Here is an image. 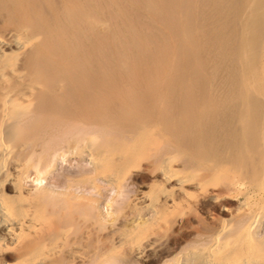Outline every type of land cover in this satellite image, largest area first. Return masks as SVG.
Instances as JSON below:
<instances>
[{
    "label": "bare ground",
    "instance_id": "bare-ground-1",
    "mask_svg": "<svg viewBox=\"0 0 264 264\" xmlns=\"http://www.w3.org/2000/svg\"><path fill=\"white\" fill-rule=\"evenodd\" d=\"M31 1H33L35 3L37 2V0H35V1L34 0H26V1L25 0L24 1L23 0H0V18H1L0 23L2 25L4 24L3 26H6L4 30L1 29L2 27H0V264H53L51 262L52 261L51 259L57 253H59V252H57V248L65 245V239H66L67 234H68V229H69L68 225H70V224L67 223L69 221L67 219L65 220V218L66 217L68 219L71 218V214L77 209V207L79 205H81V203H79L81 200L82 201L83 200L88 201V199H89L90 203L87 202V204H83L82 207H84L83 209H85L86 213L89 212L90 214L95 215L96 220L98 219V220L104 221V223H106L105 220L109 217L107 215H110V214H108L110 212H107V215L104 214V207L102 206V203L100 202V200L90 198L92 195V193L90 194V192H93L92 190L88 189V192H86L87 189L84 188L86 191L83 189L84 192H82L83 191L82 190V191H80V193H78L73 189L74 184H71V183L67 184L66 188H65V186L61 187V188L56 187V188H59L61 190H54L55 187L54 188L51 187V188H53L51 190L49 188V186L47 187V186L42 185L43 183H46L47 175L50 173L52 174L53 169L56 165V162L59 159V156H58L59 153L56 154V151L53 150L54 148L52 149L53 151L51 152L52 158L49 155L50 153L47 152L48 153V155H47L48 159L51 158L50 159L51 161L47 164L42 163V161H44L43 156H42L43 159L40 157V155L37 156V160L35 161V166H34L36 168V180L35 181H37L36 184L38 186L40 185V187L37 186L38 188L35 192H30L29 189H28L29 191H27L25 188L26 186L24 184V182H25L24 178H22V174L24 173L25 170H27V166L30 163V161H32V157H33L32 153L34 152L33 151L34 149H32V152H27V154L24 155L23 159H19V158H17L18 153L16 154V152L10 148V145H11L10 137H8V134L6 133L7 128L10 125L15 126V124H16L17 126H19L20 132L21 131L29 132L28 130L31 129L30 122H32L34 119H37L38 121H40V120L42 121L43 118L46 117L44 119L45 120L44 122L51 125V128H53V129H55L54 127H56V124H58V123L61 124L62 120L59 122V121H57V118H56L57 116L55 118H52V116H51L53 113H55V111L57 113L59 112L60 114H62L64 112V111H61L62 112L61 113L60 111H57L58 110L57 108H59V107L56 106L55 107L56 109H55L54 108L55 105H52L53 99L55 100L54 95L57 98L59 96V99L62 96L67 97L69 99H71V98L73 99L72 95L74 94L73 91L76 88V86L74 85L73 80L68 78L69 73L70 74L72 73V77H73V75L75 76V73L78 74V72L74 68L76 62L78 64V66H82V64H84V66H85V64H89L90 60H91L90 62L93 64L96 60L93 58V56H94V54H93V56L91 55L92 59L85 57L84 59H86V60H82L83 61L82 62L81 61L82 58L80 57V56H82V52H83V50L81 51L82 46H81V49L79 48V52H77L78 50H77L76 44H75L76 40L77 41H84V40L88 39V37L86 35H89L90 33L87 34L86 30L92 28V26H94V24H96V23L98 24V27L101 30V32L102 31L107 32L109 29H112V28H109L110 24L112 26V23L109 24L108 17L105 16L107 19L105 17H103L107 20L106 22H103L102 19H99L100 20V22H99L98 14H95L94 12H93L94 14H92L90 17L89 16L90 14L88 12L90 11L91 8H89V11L87 9H85L88 6L82 5V3H83L82 1H81L82 2L81 7H77L75 5V2L73 4L72 0H70L69 3H67L64 6L63 11H61V14L56 13V14H54V16L51 17V19H48V18H50V16H48L47 18H44V16H43L44 11H48L46 9L49 6V5L48 6L46 5L47 8L45 9L44 4H47L49 2L51 7H52L51 3H54L55 8H56L59 6V0H54V2L53 1L52 2L47 1V3L46 2L43 3L44 0H43V2L41 0H39L40 2H37V3L42 2L44 6L41 4L40 5L35 4ZM102 1H105L104 3H105V5H107L106 0H102ZM128 1H130V0H127V1L125 0L123 2L128 3ZM134 1L139 2V0H134ZM143 1H144L143 4L145 5V8L147 7L149 9L158 10L159 8H156V7L158 5H160L162 3V1H163L165 6H167V7L172 6V9L170 8L171 10L167 11L169 13L165 16V13H166L165 12L164 17H163V19L168 18L169 21L164 22V20H162L163 22H161V23H172L174 20H176L178 18L181 20V23L177 22L178 23L177 27L180 24V26H179L180 29L178 30V32L175 36H172L171 34H170L171 36L170 35L162 36L160 33L162 38L159 37V35H156V37H154L155 35H153V34L156 33V29H158V28L155 27V29H154L155 33H153V32L151 33V31L149 29L154 28L153 27L154 25L150 26L149 22H150V20H152V19H150L148 21L149 24L147 23V25H148L147 27H150V28H148V30L150 31V33L152 35H150V34L148 35V34H146V31H144V30H146V28H145L146 22L144 24H142L143 26L145 25V27H142V28L140 27L141 29L139 28V30H141L142 33L144 32L146 34V36L147 35L150 36V37L147 36L148 38L146 37L147 39L144 41V38H143L144 33L143 34L141 33V35L143 36V37H141L138 35L137 31L134 30V28L138 27L139 25H136L134 27L133 24H134V21L136 22V20H134V18L132 17L133 15H131V17L134 20V21L132 20L133 24L128 23L127 20H124V18H122V21H124V22H121V19H120L121 17H119V18L115 17V15L117 13H115L114 10H111V8L108 7L109 12L106 11V9H105V11L110 13V16H111L110 21L113 22V24H114V26H112L115 29L114 31L115 32L118 31V32H116L115 35L120 34L119 36L122 38V39L119 38L120 40H118V37H114V38H117L116 40L119 41L120 46H118V47L116 46V45H118V43H117V41H115V39L113 41H115L116 45H113L112 43L111 44L113 46H116L117 49H119V47L122 48V50H123L122 51V54H123L122 65H123V67H124V65L126 66L127 62H129L127 59L132 58L135 54L137 55V53H138L136 51L137 49H138V51L143 50L144 53H146V52L148 53V51H150L152 49L151 47H153V50H151V52L154 53V58H153L154 65H153V67L154 68H156V66H163L164 67V65H160V64H163L162 62H165V63L167 62L166 64H167L168 68L164 67V69L174 70V71H172V72H174L173 73V76H174L176 73L175 71H179V69H180V72L182 71L181 70L182 68H180L181 65L179 62V61H181V60H179V58L182 55L183 56L184 55L189 56V58H191V62H192L191 64H194V65L198 64V59H199L198 55L200 53L199 50L201 49L200 47L202 46L203 43L199 42V40L201 38H199V40L195 41V40H193V37H194V35H196V36L200 35L202 37V41L205 44L207 43L208 45L212 46L215 49V51H216L215 55H214L215 58H217L218 60L223 58V61L224 62L228 61L229 65H230L229 67L226 66V68H228V69H226V68L224 69L226 71V74L224 77V85L223 86H225L226 91H225L224 95H222L223 97L218 99V100H215L214 98H209L208 100H204V101H194V99L191 100V97H189V95H190L189 89H192L193 86L190 85V87L188 89L183 84H181L180 88L182 91H184V93L182 94V96H179V99L176 100L175 102H172V100L174 98H173V94L171 93L172 91L170 92V90H169L170 94L168 93L169 95L165 94L167 91L164 92V90H163V92H161V91L157 92L156 95H154V97L152 98L153 105L149 106L150 108L149 107L146 108L145 106H143V107L141 106L142 102H144V101H140V100L132 101L131 106H130L128 111L133 116V118H132L133 119L132 130H133L134 134L126 136L128 140L124 145H119L115 141L110 142L106 139V140H104V142L102 141L103 143L102 142L97 143L98 145L101 144V145H99L100 146L99 148H97V146H94L93 142L97 141L98 140L97 138L102 139L104 137V129L101 127L103 124H101V126H100L101 129H93V131H91L88 136L83 137L84 142H83V146H82V151L84 153V156L90 161V163H92L93 168H94V169L92 168L93 173L96 175V177L99 178L101 181L107 182V184L118 183V181L120 180L121 168L124 167L123 169H125L126 168L125 165L127 163H128L127 165H129L132 162V160H134L135 157L138 158L137 155L140 152L138 153L137 150L139 148H137V147H139L142 143H144V145H145L146 140H148L149 138H152V144H154V143H156L157 139L160 136H164V135L166 136V132L168 130H170L171 128H169L168 126L165 127L164 126L165 124L163 125L161 120L162 121H164V120L169 121V119L172 120L175 117L187 118L189 123L186 126L183 125V127H180L178 125L179 131H181V133L183 131V132H185V134L187 132L192 133L193 134L192 137H194L196 140L192 148H194L198 154L202 151L200 153V158L198 160V164L196 165L197 166L196 171L197 172L198 171L199 172L204 171V174L201 177L199 176L198 178L196 177V175H194L196 173V171H195V173H191V172H189V170L186 166L183 167L182 169L180 168L181 170L176 169L175 164H173V162H172L173 159L171 157L163 159L161 166L159 167V175H160L161 179L160 180L157 179L158 180L157 193L151 194L150 191H145V192H143L142 196L140 197V199H138V202H137L138 204H139V201L140 202L141 201L146 202L145 207L146 208H148L147 206L151 207L152 211L154 212L153 216L148 217V218H145V216H143L144 217V219H143V217L139 214L137 217L139 219H140V217H142V220H140V221H136V219L132 220L131 226L128 228V231L123 230V229H125L124 226L126 227L125 223H124L125 225L123 224L124 226H122L123 228L122 227H120L118 229L116 228L115 236L113 238L111 237L112 238V244H110V243L108 244L109 250L107 249L106 251H103V252H101V254L98 255L97 260L98 259L99 260L97 263L98 264L107 263V260H109L108 258L110 257L112 252L118 251L117 249H120V251L123 250L122 246L123 245L125 246V244H129V247H130V245L132 247L136 246V238H137L136 233L137 232L141 231L139 233H142V231H144V233H146V231H149L147 229L150 228V230H151V228L153 227L154 224H158L161 222L166 223L168 220V216H169L168 212H170L172 209L182 205V203L184 202L183 200L189 199L191 197V194H192V191H191L192 189H195V190H198L200 192L209 194V195H211L212 198L218 199L220 195H218V194L214 193V191L212 192L210 190L215 189V186L219 183V179L222 178V179H224V181L228 180L232 177L231 172H235L236 178L239 181H242V180L245 181V178L247 179L246 181H247L248 185H247V189L244 192V196L242 195L244 197V199H243V204H241V207H245L247 210V215H250V216L247 219L242 220L238 225H236L233 228L227 227L224 224L223 227L221 228V230L217 234H214L213 236H211L210 245L203 246L200 248L199 247L196 248V250L193 252V255L191 254L192 256L189 257L190 258L189 264H264V239H263V237H260V235H259L260 233L258 234V228H260L259 226L262 224L261 222L264 221V0H143ZM157 1H160V4L159 3L156 4ZM84 2H85V0H84ZM96 2L98 3V1H96ZM108 2H111L113 4V7L111 6L112 8H114L116 6V5L114 6V4H118V6L122 5L121 3H118V2H122L121 0L120 1L119 0H108ZM140 2H142V0ZM145 2L147 4V6H146ZM89 3L92 4L93 2H89ZM99 3H101V2H99ZM111 3L109 5H111ZM130 3H131V1H130ZM33 4H35V6H33ZM133 4H135V3H133ZM140 4H142V3H140ZM109 5H107V6H109ZM144 5H142V6L144 7ZM96 6H98V5H96ZM96 6H95V9L97 8ZM99 6L101 7V5H99ZM118 6L115 7V9H118ZM136 6L138 7V4ZM100 7H99V9H100ZM125 7H126V5H125ZM133 7H134V5H133ZM127 9H128V6H127ZM127 9L124 10L126 12H124L120 9H119L120 12L119 11L118 12L122 15V17L123 16L127 17L125 15L127 13ZM97 10H98V8L96 9L95 12H97ZM132 10H134V9H132ZM156 10H154V11H156ZM161 10H163V8H161ZM193 10L196 12V17L190 18V15H191ZM52 11H54V9ZM105 11H103V12H105ZM140 11H142V10L140 9ZM158 11H156L157 12L156 14H158V16H159V14L163 13L162 11H161V13H158ZM49 12H48V14H49ZM91 12H92V10H91ZM98 12H99V10H98ZM52 13H54V12H51L50 15ZM58 13H60V11ZM139 13L140 12H138V15H142ZM136 14H134V16ZM96 15H97V17H96ZM104 15H106V13H104ZM144 15H145V12H144ZM149 15L153 16L154 14L152 15L150 13ZM107 16H109V15H107ZM128 16H129V13H128ZM143 16H141V17H143ZM141 17L137 16L136 19H138V18L141 19ZM146 17L147 16H144V18H146ZM99 18H100V16H99ZM116 18H117V20L119 19L118 21H120V23L125 24V25H119V23L118 24L115 23L117 20L116 21H113V20H115ZM157 18L155 17V20ZM47 19L49 20V22L47 21ZM105 19H103V20H105ZM125 19H128V18H125ZM146 19L148 20V18H146ZM155 20L153 19V21H155ZM140 22L143 23L142 20ZM156 22H157V20H156ZM158 25L161 26L160 23ZM165 25H167V24H165ZM95 26H94V28H95ZM120 26H122V28ZM123 26L127 28V30L125 28V31H129L130 37L132 36L131 40L128 39L130 41H127V39L125 40V42L128 44L127 46H126V43H123L124 40H123L122 35L127 33V32L123 33L124 32ZM140 26H141V24H140ZM163 27H164V24H163ZM83 28L86 29L85 30L86 32L83 30ZM142 29H144V30L142 31ZM161 29H164L165 32H168L166 30H168L169 28L165 29V27H164ZM176 30H177V28H176ZM111 32H112V30H110L109 34ZM138 32L140 33V31H138ZM85 33H86V35H85ZM97 33L98 32H95L96 35H97ZM101 34H99V36ZM107 34L108 33H106V35ZM127 34L125 35L126 37H128ZM172 34H173V32H172ZM92 35H94V33ZM94 36L91 37V35H90L91 38L90 37L89 38L92 40V38H94ZM99 36H98V38H99ZM101 36H103V35H101ZM112 36H114V35H112ZM151 36H153V37H151ZM157 36H158V38H157ZM64 37H66L65 40H67V38L70 39L71 37H73V39L75 40V42L73 41L74 45L71 43L72 47H68L70 42L67 44L68 41L67 42L65 41L64 44L66 43V45L64 46V44H62L63 43L62 39ZM173 37L175 38L176 43L179 44L178 45V51H177V53H175V50H174V54H171L172 56L168 58V56L165 55L167 53L166 52L167 50L164 51L165 50L164 49L163 52H166L164 54V56L165 57L167 56V58H164L161 54L158 53L157 50L159 49V47L156 48V46L161 47V45H163L162 47H164V44H166V43L168 44V42H170V39L171 38L173 39ZM140 38H143V41H142V39L140 40ZM156 39H159V40H156ZM172 39H171V41H172ZM93 40H95V39H93ZM96 40L94 41L95 43H97ZM155 40H156V42H154ZM70 41H72V40H70ZM102 42H103V40H102ZM102 42L99 41L98 43H100V45H101ZM107 42H109L108 39H107ZM152 42L156 43V45L150 46L152 44ZM86 43L87 42H85V44ZM90 43H92V41ZM124 44H125V48H124ZM207 44H206V46H207ZM93 45H94V43H93ZM103 45H105L104 42H103ZM103 45L101 47L105 51V48L103 47ZM172 45H171V48H173ZM175 45L177 46V44H175ZM88 46H89V44H88ZM94 46H96V45H94ZM121 48H120V52H121ZM96 50L98 51V49H96ZM59 51L61 52L60 55H59ZM156 51H157V53H155ZM101 52L102 51L97 52V53H101ZM207 52H210V51H207ZM105 53L107 54L106 56H108V58H110L109 57L110 53H108V51L107 52L105 51ZM88 54L90 55L92 53L88 51ZM56 55L59 56V61H61V63H63V66H66V69L63 66H59L60 64H57L58 63L57 60L55 61V63L52 61H51L52 62L51 63L49 61V60H52L54 57H57ZM148 55L150 56V54H148ZM85 56H87V55H85ZM98 56H99V54H98ZM98 56H97V58H98ZM100 57H102L101 54H100ZM103 58H104V60H106L105 56ZM114 58H116V57H114ZM134 58H136V57H134ZM163 58L167 59L169 61H167V60L165 61V60H163ZM19 59L21 62L20 64L18 62ZM104 60L102 59V61L105 63ZM107 60H109V59H107ZM110 60L112 61L113 58ZM126 60H127V62H125ZM143 61L144 60L142 58L140 62H143ZM223 61L221 63H223ZM84 62H87V63H84ZM109 62L110 61H108V63ZM53 63L57 64V66H54ZM97 63L95 65H98ZM104 63L101 62L99 65L104 64ZM113 63H114V61H113ZM135 63L137 64V61ZM135 63L133 62L132 64H135ZM146 63H148L147 60H146ZM149 63H152V62H149ZM106 64H107V61H106ZM136 64H135V66L137 67ZM117 65H118V63H117ZM143 65H145V64H143ZM103 66L105 68V65H103ZM108 66H111V65H108ZM130 66H131V64H130ZM135 66L133 65V67L136 69ZM60 67H63V69L65 71ZM146 67H147V69L142 68L143 71H146V70L150 71V69L152 68V65H151V68H149L150 66H146ZM84 68H86V67H83V69ZM97 68H98V66L95 68L96 72L98 70ZM126 68H127V66H126ZM103 69H102V71L101 70L100 71L101 72L104 71L106 74H108V73L111 74V72H112V70L110 68H105L104 70ZM92 70H94V69H92ZM169 70H167V71H169ZM90 71H89V73L91 74V72H93V71H91V72ZM133 71H134V69H133ZM147 71H146V73H147ZM157 71H158V69H157ZM165 71L162 72L163 76L165 75L164 74ZM96 72L94 71V73H96ZM180 72H178L177 74H179ZM87 73H88V71H87ZM105 73H104V75H105ZM128 73H129V70H128ZM63 74L64 75L68 74V76H63L65 78L67 77V79L62 78ZM79 74L83 78L82 72ZM135 74H136V72L134 73V75ZM138 74L140 75V73H137L136 75L138 76ZM150 74L151 73H149L147 75H150ZM183 74H185V73H183ZM198 74H199V69L192 72L191 76L194 77ZM102 75H103V73H102ZM158 75L159 74L157 73V77H158ZM167 75L169 77L171 74L170 75L167 74ZM118 76H120V75H118ZM151 76H153V74L150 75V77ZM173 76H172V78L175 77V76L174 77ZM155 77L153 76V78H155ZM162 77H158V80L162 79ZM98 78L99 77H97V79ZM123 78H124V76H123ZM130 78L131 77H129V80L131 81ZM140 78H143V77H140ZM213 78H215V77L213 76ZM84 79L85 80L87 79L86 81H88V78H84ZM163 79H165V78L163 77ZM163 79L161 81L164 84ZM182 79H183V77H182ZM197 79H198V77H197ZM121 80H123V79L121 78ZM129 80H128V82H129ZM151 80L146 81L148 83V87H150L149 86L150 84L152 85V87L155 85L157 86V84H153L154 81H157V80L156 79H154L152 81ZM170 80H171V78H170ZM76 81L78 82V80H76ZM114 81H115V79H114ZM114 81L112 84H114ZM124 81H125V78H124ZM175 81L176 80L174 79L173 82H175ZM126 82H127V80H126ZM187 82H188V80H187ZM189 82H191V81H189ZM168 83L170 84L171 82H167V84ZM200 83H202V82L200 81ZM131 84L132 83H125L124 82L123 87H129V85H131ZM143 84H145V83H143ZM146 85L144 86V88L146 87ZM179 85H180V83H179ZM159 86H160V83H159ZM168 86H170V85H168ZM99 87L100 86H98L97 88H99ZM148 87H147V89H148ZM88 88H89V86H88ZM175 88H177V87H175ZM90 89L91 88H89V90ZM113 89H115V88H113ZM170 89L174 90V86L172 88L170 86ZM208 89H211L208 87V85L204 86L205 91H207ZM84 90H86V89H84ZM91 90H94V89H91ZM142 90H143V88H142ZM156 90L157 89H155V90L151 89V91H153V92L154 91L156 92ZM195 90L197 91L196 88H195ZM102 91L103 90H101V92ZM149 91H146V93L147 92L149 93ZM155 92L153 94H155ZM127 93L128 94L131 93L130 95H132L133 91H130V93L129 92H127ZM89 94L91 95V93H89ZM137 94H138V91H137ZM92 95H93V97H91L92 101L90 103L94 102L95 106L97 107V105L100 103L95 99L96 93L95 94L92 93ZM75 96H76V94H74V97ZM85 96H87V95H85ZM94 96H95V98H94ZM115 97L116 96H114V98ZM132 98H134V97L132 96ZM78 99L80 100L81 98H78ZM91 99L89 98V101ZM100 99L103 102H105V101L110 102L111 91L110 92L109 91L102 92V94L100 95ZM101 100H99V101L101 102ZM82 101L80 103L83 104L84 101L83 102ZM95 101H97L98 104H96ZM73 102H74V100H73ZM109 102H107V104L105 103V111H107L106 108L112 106L115 101L112 103V99H111V102H110L111 104ZM109 104H110V106L106 107ZM210 104H212L213 106H216V108H217L215 117L213 116V112L210 110L211 109ZM87 105H89V104L87 103ZM91 105H89L90 111H94L95 113L96 112L98 113V111L100 110L99 108L103 107L101 105H100L101 107H99V105H98L97 109L95 107V109L97 110V111H95V109H93V110L91 109V108H93L94 105L93 106H91ZM102 105H104V103ZM114 105H115V103H114ZM129 105H130V103H129ZM145 105H146V103H145ZM79 106H81V105H79ZM84 107H86V106H84ZM140 107L143 109H141ZM176 107L178 110L176 109ZM173 108H174V110L176 109L178 112L177 113L173 112ZM86 109L87 110H85V111L83 110V112H86L89 110V108H87V107H86ZM102 109H104V107ZM109 109H111V108H108V110ZM157 109L160 110V113L162 114V116H164L163 117L164 120L162 119V116L160 115V113L157 112ZM74 110L76 111L77 109H74ZM80 110H81V107H80ZM154 110L156 112H154ZM128 111H127V113H128ZM70 112L71 111H69V113ZM88 112H86V113H88ZM102 112H104V110H102L101 113ZM109 112H110V110H109ZM118 112H119L118 117H120V119H123L125 116H127V115H125V113H126L125 109L124 110H122V109L118 110ZM80 113H79V115H80ZM77 114H78V112H77ZM77 114H76V112L74 113V115H76V116H77ZM92 114L94 115V113H92ZM92 114H91V116H92ZM105 114H106V112H105ZM110 114H111V112H110ZM56 115L59 116V114H56ZM86 115H88V114H86ZM98 115H100V114L98 113ZM107 115H109V114L107 113ZM64 116L61 117L63 119V121H65L64 120L65 118H63ZM68 116L72 117L73 115L69 114ZM106 117H108V116H106ZM67 118H69V117H66V119ZM80 118H81V115H80ZM83 118H81V120H77V121H82ZM99 119H100V116H98V120ZM102 119L103 118L101 117V120ZM106 119L104 118L105 122L109 121ZM68 120L69 119H67V121ZM71 120H72V118H71ZM86 121H88V117H87ZM92 121H94V120H92ZM144 121H146V122H144ZM166 121H164V122L167 123ZM18 122L20 124H18ZM44 122L42 121L41 123L44 124ZM71 122H73V121H71ZM89 122H91V121L89 120ZM101 122H104V121H101ZM110 122L111 121H109V123L107 122V124H110ZM113 122H116V121H113ZM212 122H214L216 129L218 128V130L221 131L219 134V135H221V138L220 137L218 138V136L216 137V135H213L212 137L207 138L206 134H204L206 136L203 135V138H201L200 137L201 129H203V127L206 128V126ZM64 123H66V122H64ZM92 123H94V122H91V125H93ZM33 124H32V126H34ZM98 125H100V123ZM162 125L164 126L163 127L164 129L161 127ZM44 126H45V124H44ZM44 126H42V127H44ZM57 126H59V124ZM68 126L71 127L70 125H68ZM29 127H30V129H29ZM173 128L175 130V127H173ZM17 129L18 128H16V130ZM38 129H40V127ZM56 129L54 130L55 133H56ZM63 129L64 128H62L61 130H63ZM14 130H15V127H14ZM31 130H33V129H31ZM34 130H35V128H34ZM43 130H44V128H43ZM48 130L50 132V128ZM57 130H59V128ZM41 132H42V130H41ZM41 132L39 134H41ZM61 132L59 134L60 137H61ZM58 133H59V131H57V135H58ZM29 134H31V133H29ZM29 134H28V136H29ZM37 134H38V132H36V135ZM46 134L47 133L45 132L42 135V137L45 136ZM67 134H68V131H67ZM190 136H191V134H190ZM32 137H35L34 142L31 141L30 143H32V142L37 143V139H36L37 137L35 135L34 136L32 135ZM42 137L40 138V140H42ZM49 137L53 138V136H49ZM49 137H46V139L48 138V142H49ZM173 137H175V136H173ZM167 138L169 139V137H167ZM43 139H44V137H43ZM168 139L166 141H169ZM35 140H36V142H35ZM65 140H67V139H65ZM172 140L173 139H171V141ZM29 141H30V139H29ZM44 141L42 140V143H41V141L39 143L47 145L48 142L46 141V143H43ZM53 141L50 140L48 145H50V143H53ZM64 141H62V142H64ZM183 141H185V140H183ZM30 143H28V144H30ZM66 143H67V141H66ZM54 144H51V146L53 147ZM59 144H61V143H59ZM27 145H26V148L29 146V145L28 146ZM30 145H33V144H30ZM207 145H209V149H211L212 151L210 150V152H209L206 149L204 151V148L208 147ZM35 146H37V144ZM38 146H39V144H38ZM51 146H48V148L49 147L51 148ZM54 147L57 148V146H54ZM140 147L142 149V146H140ZM170 147H171V145H170ZM33 148H35V147H33ZM42 148H43V146H42ZM44 149H47V147ZM178 150L181 152V148H179ZM44 152H45V150H44ZM36 153H37V151H36ZM41 153H43V152H41ZM44 155H46V154H44ZM136 158H135V160L137 161ZM33 159H35V158L33 157ZM149 165H151V164H149ZM131 166L133 167L134 165L132 164ZM126 169H128V168H126ZM55 171H57V170H55ZM90 173H91V171H90ZM94 174H93V176H95ZM123 175L124 174H122V178H123ZM55 176H56V174H55ZM90 176H91V174L89 175V177ZM93 176H91L92 179H93ZM45 179H46V181H45ZM100 180H98V181H100ZM96 181H97V179H96ZM224 181H222V184L225 183ZM232 181H233V178L230 180L229 183H231ZM75 182H77V181H75ZM226 183L228 184V182H226ZM241 184L243 185L244 182H242ZM93 186H94V184H93ZM93 186L91 184V189ZM74 187H76V186H74ZM77 188H78V186H77ZM99 189H100V191L98 194H103L101 191V188H99ZM99 189H97V190H99ZM93 190H94V188H93ZM117 192H118V190H117ZM119 192H120V190H119ZM98 194H96V195H98ZM251 197L254 198L253 202H251ZM90 200H92V202ZM109 204L110 203H107V205H105V207L107 206V209H110L108 207ZM48 205H51L53 208H55V207L57 208L56 212L59 215L57 214L56 216L58 218L54 217L53 213L48 210ZM134 205H137L136 201H135ZM112 206H113V204H112ZM134 209H136V208H134ZM114 210L115 209H113V212H114ZM224 210H226V208H224ZM132 211H130L131 215H132ZM113 212H111V213H113ZM136 212H137V209H136ZM133 213H135V212H133ZM135 214H137V213H135ZM112 215L115 216L116 213L112 214ZM112 215H110V216H112ZM134 217H136V216H134ZM109 218H111V217H109ZM130 218H131V216H129V219ZM112 219H114V218L112 217ZM114 221H112V222H114ZM112 222L110 219L111 224H112ZM223 222H224V220H223ZM97 223H99V221ZM104 223H103V225L105 226L106 224H104ZM151 225H152V227H151ZM101 226H102V224H101ZM155 226L156 225H154V227ZM155 229H156V227H155ZM191 233H192V231H191ZM262 234L264 235V232ZM112 235L113 234H111V236ZM137 235H139V234H137ZM141 236H144V234ZM141 240L142 239H140L139 241L141 242ZM200 244H202V243H200ZM110 245H111V247H110ZM124 246H123V248H124ZM132 247H131V249H132ZM140 248L141 247L138 246L137 247L138 250H136L137 252H136V254H134L137 256V258L144 255L143 254L144 249L142 250V248H141V250H140ZM75 250H77V249H75ZM110 252H111V254H110ZM134 253H135V251H134ZM187 253H188V251H187ZM113 255L115 257V253ZM116 255H117V253H116ZM182 255H183V253H182ZM66 256L69 259H76V258L84 259V260H86L85 263H87V261L90 262V260L92 261V259L88 260L84 256L76 254L72 249H69L67 251ZM119 259H121V258H119ZM185 259H187V257ZM97 260L95 259L94 261H97ZM173 263H175V262H173ZM184 263H186V262H184Z\"/></svg>",
    "mask_w": 264,
    "mask_h": 264
},
{
    "label": "rangeland",
    "instance_id": "rangeland-1",
    "mask_svg": "<svg viewBox=\"0 0 264 264\" xmlns=\"http://www.w3.org/2000/svg\"><path fill=\"white\" fill-rule=\"evenodd\" d=\"M24 1V0H23ZM26 1V0H25ZM35 1V0H34ZM42 2H43V0H41ZM47 1H50V2H54V0H44V2L43 3H47ZM69 1L70 0H59V6L58 7H56L55 8V4L54 3H51L52 4V7H51V5H50V3L48 4H44L43 5V3L41 2V3H37V2H40L39 0H37V2L35 3V2H33V1H31V2H33V3H35V4H38V5H43L44 6V8L46 9L47 7H46V5L48 6V8L46 9V10H48V11H44V14H43V16H44V18H47L48 16H50V18H48V19H51V17L52 16H54V14H61V11H63V8H64V6L67 4V3H69ZM83 3H82V2ZM96 1H98V3L96 2ZM120 1V0H119ZM122 2H118V3H121L122 5H120V6H118V4H114V6L115 7H117L118 6V9H115V7L114 8H112L113 7V4L111 3V2H108V0H106V3H107V5H109L110 3H111V5H109V6H107V5H105V1H102V0H85V2H84V0H72V3L74 4V2H75V5L77 6V7H81V3H82V5H84V6H88L87 8H85V9H87L88 11H89V8H91L90 9V11L88 12L90 15V17H91V15L92 14H98V20L99 19H102V21L103 22H106L107 20V18L106 17H108V21H109V24L110 23H112V26H114V24H113V22H111L110 21V18H111V16H110V13H108L109 12V8L108 7H110L111 8V10H114L115 11V13H117L116 15H115V17H121L120 19H121V22H124V21H122V18H124V20H127V22L128 23H132L134 20H136V22L138 23H136L135 21H134V27L136 26V25H139L138 27H136V28H134V30H136L137 31V33H138V35L139 36H141V37H143L144 38V41L148 38V37H150V36H148L149 34L150 35H152L151 33L153 32V33H155V27L156 28H158V29H156V33L155 34H153V35H155L154 37H156V35H159V37H161V35L162 36H164V35H166V36H168V35H172V36H175L176 34H177V32H178V30L180 29V24H179V26L177 27V25H178V23L180 22L181 23V20L180 19H176V20H174L172 23H161V22H163L162 20H164V22L166 21V22H168L169 20H168V18L166 19V18H164L163 19V17H164V13H165V16L169 13V12H167V11H170L171 9H172V6L171 7H167V6H165L164 5V3H163V1H162V3L160 4V1H157L156 2V4H160V5H158L156 8H159L158 10L160 11L161 10V8H163V10H161L163 13H161V11L159 12L158 10H156V9H149V8H145V5L143 4V0H142V2H140L141 0H139V2L140 3H142V4H140L139 2H137V1H134V0H130L131 1V3H130V1H128V3L127 2H123V1H125V0H121ZM127 1V0H126ZM134 1V2H133ZM57 2V1H56ZM55 2V3H56ZM89 2H93L92 4L91 3H89ZM96 2V3H95ZM99 2H101V3H99ZM117 2V1H116ZM135 3V4H133V3ZM25 3V2H24ZM95 3V4H94ZM35 4H33V6H35ZM57 4V3H56ZM78 4V5H77ZM89 4V5H88ZM124 4V5H123ZM129 4V5H128ZM134 5V7H133V5ZM138 4V7L136 6ZM145 4H146V2H145ZM54 5V6H53ZM96 5H101V7H100V9H99V7L98 6H96ZM103 5V6H102ZM125 5H126V7H125ZM131 5V6H130ZM140 5V6H139ZM142 5H144V7L142 6ZM57 6V5H56ZM62 6V7H61ZM92 6V7H91ZM95 6L98 8V10H99V12L101 13H99L98 12V10H97V12H95L96 11V9H95ZM107 6V7H106ZM112 6V7H111ZM127 6H128V9H127ZM143 8H142V7ZM146 6H147V4H146ZM54 7V8H53ZM120 7V8H119ZM140 7V8H139ZM161 7V8H160ZM60 8V9H59ZM62 8V9H61ZM122 8V9H121ZM124 8V9H123ZM134 9V10H132V9ZM171 8V9H170ZM54 9V11H52ZM95 9V10H94ZM105 9H106V11H108V12H106L105 11ZM119 9L120 10H122V11H124L125 9H127V13L125 14L127 17H125V16H123L122 17V15L119 13L120 11H119ZM136 9V10H135ZM140 9L142 10V11H140ZM167 9V10H166ZM91 10H92V12H91ZM102 10V11H101ZM130 12H129V11ZM138 10V11H137ZM150 10V11H149ZM154 10H156V11H158V13H161V14H159V16H158V14H156L157 12L156 11H154ZM50 11V12H49ZM60 11V13H58ZM103 11H105V12H103ZM119 11V12H118ZM121 11V12H122ZM147 11V12H146ZM152 11V12H151ZM154 11V12H153ZM48 12H49V14H48ZM51 12H54V13H52L51 15H50V13ZM94 12V13H93ZM124 12H126V11H124ZM123 12V13H124ZM134 12V13H133ZM138 12H140L139 14H142V15H138ZM144 12H145V15H144ZM153 15V16H151V15H149L150 13ZM104 13H106V15H104ZM128 13H129V16H128ZM137 13V14H136ZM100 14V15H99ZM134 14H136L135 16H134ZM103 15V16H102ZM107 15H109V16H107ZM131 15H133L132 17L134 18V20H133V18L131 17ZM147 16L146 18H148V20L146 19V18H144V16ZM149 15V16H148ZM56 16V15H55ZM99 16H100V18H99ZM102 16V17H101ZM106 16V17H105ZM137 16H143V17H141V19L140 18H138V19H136L137 18ZM162 18H161V17ZM96 17H97V15H96ZM103 17H105V18H103ZM153 17V18H152ZM155 17L157 18L156 20H157V22H156V20H155ZM160 17V18H159ZM196 17V12L193 10L192 11V13H191V15H190V18H195ZM125 18H128V19H125ZM131 18V19H130ZM144 20H143V19ZM1 19V18H0ZM47 19V21L49 22V20ZM103 19H105V20H103ZM150 19H152V20H150ZM153 19L155 20V21H153ZM117 20V18L115 19V20H113V21H116ZM119 20V19H118ZM117 20V21H118ZM130 22H129V21ZM133 20V21H132ZM142 20V22L143 23H141L140 21ZM150 20V26L152 25H154L153 27L154 28H150V27H147L148 25H147V23H148V21ZM51 21V20H50ZM101 21V22H102ZM115 22V23H119V25H125V24H122V23H120V21H118V22ZM152 21V22H151ZM176 21V22H175ZM99 22H100V20H99ZM126 22V23H127ZM146 22V23H145ZM156 22V23H155ZM178 22V23H177ZM136 23V24H135ZM145 23V25H146V27H145V25L143 26L142 24H144ZM148 23V24H149ZM160 23L161 24V26H159L158 24ZM140 24H141V26H140ZM163 24H164V27H165V29H168V30H166V31H168V32H165V30L164 29H161V28H164L163 27ZM165 24H167V25H165ZM4 25V24H3ZM1 23H0V27H2L1 29L2 30H4L5 29V27L6 26H3ZM96 25V26H95ZM157 25V26H156ZM172 25V26H171ZM94 26H95V28H94ZM94 26H92V28H90V29H88V30H86V29H84L83 28V30L87 33V34H89V35H86V33H85V35L88 37V39H86V40H84V41H77L76 40V42H75V40L73 39V37H71L70 39L69 38H67V40H65L66 39V37H64L62 40V44H64V42L66 41H68L67 42V44L69 43V46L68 47H72L71 45L73 44L74 45V42H75V44H76V48H77V52H79V48L81 49V46H82V49H81V51L83 50V52H82V56H80L82 59H81V61L82 60H86V59H84L85 57L86 58H89V59H92V57H91V55L93 56V54H94V56L96 57H94L93 56V58L94 59H96L95 60V62L98 64V65H95L96 63L94 62V64L93 63H91L88 59V61H89V64H85V66H84V64H82V66H78V64H77V62H76V64H75V66H74V68L76 69V71L78 72V74L79 73H81L82 72V75H83V78H82V76L79 74H76L75 73V76L73 75V77H72V73L70 74L69 73V76H68V74L66 75H62V78H64V79H67V77L65 78V77H63V76H68V78L69 79H72L73 80V82H74V85L76 86V88L74 89V94H76V96L74 97V94L72 95V97H73V99L71 98V99H69V98H67V97H64V96H62V97H60V99H59V96H58V98L54 95V98H55V100L53 99V101H52V105H55L54 106V108L57 106V107H59V108H57L58 110L57 111H64L62 114H60L59 112L57 113L56 111H55V113L56 114H59V116L58 115H56L55 113H53L51 116H52V118H55L56 116V118H57V121H61V124L60 123H58L59 124V126H57L58 124H56V127H54L55 129L58 127L59 128V130H57L56 129V133H55V129H53V128H51V125H49L48 123H45L44 121V119L46 118V117H44L43 118V122H44V124H45V126H44V124L43 123H41L42 121L40 120V121H38L37 119H34L32 122H30V127H31V129H33V130H31L30 129V127H29V129L30 130H28L29 132H24V131H19L20 130V128H19V126H17L16 124H15V126H13V125H10L8 128H7V131H6V133L8 134V137H10V141H11V145H10V148L12 149V150H14L15 152H16V154H17V158H19V159H23L24 158V155L25 154H27V152H32V149H34L33 151V153H32V156L35 158V159H33V157H32V161H30V163L28 164V166H27V170H25L24 171V173L22 174V178H24V184H25V188H26V190L27 191H29L30 190V192H35L36 190H37V188L38 187H40V185L38 186L37 184H36V182L37 181H35L36 180V168L34 167L35 166V161L37 160V156L38 155H40V157L42 158V156L44 157V161H42V163L43 164H47V163H49L51 160V152L53 151V150H55L56 151V154L57 153H59V159H58V161L56 162V165H55V167H54V169L55 170H57V171H55L54 169H53V172H52V174L50 175V174H48L47 175V181H46V179H45V181H46V183H43L42 185L43 186H49V188L52 190L54 187L56 188V187H59V188H61V187H64L65 186V188H66V186H67V184H69V183H71V184H74L73 185V189L76 191V192H78V193H80V191H82L84 188H86L87 189V191L86 192H88V189L89 190H92L93 192H90V194L92 193V195H91V197L90 198H93V199H98V200H100V202L102 203V206L104 207V214H106L107 215V212H110V213H108V214H110V215H112V214H115L116 213V215L115 216H110V215H107V216H109V217H111V218H105L106 220V223H104V221H100V220H96V217H95V215H93V214H90L88 211V213H86L85 212V209H83L84 207H82V205L83 204H87V202L88 203H90L89 202V199H88V201H86V200H81L79 203H81V205H79L78 207H77V209L71 214V218H65V220L67 219L69 222H67L68 224H70V225H68V234H67V237H66V239H65V245L64 246H60V247H58L57 248V252H59V253H57L51 260V262L53 263V264H98L97 262H98V260H97V257H98V255L99 254H101V252H103V251H106L107 249H108V244L110 243V244H112V238L115 236V232H116V228L118 229V228H120V227H122V226H124L125 224H126V227L124 226V228L125 229H123V230H125V231H128V228L131 226V222H132V220H135L136 219V221H140V220H142V217L143 216H145V218H148V217H152L153 216V214H154V212L152 211V209H151V207H149V206H147L148 208H146L145 206H146V202H140L139 201V204L137 203L138 202V199H140V197L142 196V194H143V192H145V191H150L151 192V194H154V193H157V189H158V185H157V183H158V180H160L161 178H160V175H159V167L161 166V163H162V161H163V159H165V158H169V157H171L172 159V162H173V164H175V168L176 169H182L183 167H187L188 168V170H189V172H191V173H195V171L197 170V164H198V160H199V158H200V153L202 152H200L199 154L197 153V151L194 149V148H192L193 147V145H194V143H195V138L194 137H192L193 136V134L192 133H190V132H187L186 134H185V132H183L182 131V133H181V131H179V127H178V125L180 126V127H183V125L184 126H186L189 122H188V119L187 118H178V117H175V118H173L172 120L171 119H169V121H166V120H164V116H162V114L160 113V110H158L157 109V112H159L160 113V115L162 116V119L164 120V121H166L167 123H165L164 121H162L161 120V122H162V124L166 127V126H168L169 128H171L170 130H168L167 132H166V136L164 135V136H160L158 139H157V141H156V143H154V144H152V138H149L148 140H146V142H145V145H144V143H142L140 146H142V149H141V147L139 146V147H137V148H139L137 151H138V155H137V157L138 158H136L137 159V161L135 160V158H134V160H132V162L129 164V165H125L126 166V168H128V169H123L124 167H122L121 168V171H120V180L118 181V183H114V184H111V183H109V184H107V182H104V181H101L99 178H97L96 177V175L93 173V165H92V163H90V161L84 156V153H83V151H82V146H83V142H84V140H83V137L84 136H88L89 135V133L91 132V131H93V129H101L100 128V126H101V124H103L101 127L104 129V137L102 138V139H100V138H97L98 140L97 141H95V142H93V144H94V146H97V148H99L100 146L99 145H101V144H97V143H101L102 141L104 142V140H108V141H115V142H117V144H119V145H124L126 142H127V137L126 136H128V135H133L134 133H133V130H132V121H133V116H132V114H130V112L128 111L129 110V108H130V106H131V103H132V101H136V100H140V101H144V102H142V104H141V106L143 107V106H145L146 108H148L149 106H152L153 105V102H152V98L154 97V95H156V93L157 92H163V90H164V92H166L165 94H170V92L173 94V100H172V102H175L176 100H178L179 99V96H182V94L184 93V91H182L181 90V88H180V86H181V84H183L185 87H187L188 89H189V87H190V85H192L193 86V88L192 89H189V97H191V100H193L194 99V101H204V100H208L209 98H214L215 100H218V99H220V98H222L223 96L222 95H224V93H225V91H226V89H225V86H223L224 85V77H225V74H226V71L224 70L225 68H226V66L227 67H229L230 65H229V63H228V61H223V58H221V59H217V58H215V49L212 47V46H210V45H208L207 43V46H206V44L202 41V37L199 35V36H196V35H194V37H193V40H199V38H201L200 40H199V42H201V43H203L202 44V46L200 47L201 49L199 50L200 51V53H199V55H198V57H199V59H198V64L197 65H194V64H191L192 62H191V58H189V56H187V55H182L180 58H179V60H181V61H179L180 62V68H182L181 70V72H180V69H179V71H175L176 73H175V77L173 76V73L174 72H172V71H174V70H169V69H167V70H169V71H167L166 69H164V67L165 68H168L167 67V62L165 63V62H162L163 64H160V65H164V67L163 66H156V68H154L153 67V65H154V62H153V58H154V53L153 52H151V50H153V47H151L152 49L150 50V51H148V53L146 54V53H144L143 52V50L141 51L140 49V51H138V49L136 50L137 52V55L135 54L132 58H130V59H127L129 62H127V60L125 61V62H127V64H126V66H127V68H126V66L124 65V67H123V65H122V56H123V54H122V48L121 47H119V49H117L116 48V46L118 47V46H120V44H119V41L118 40H120V39H122L119 35L120 34H117V35H115L116 34V32H118V31H114L115 29H114V27H112L111 26V24H110V27L109 28H112V29H109L107 32H105V31H102L101 32V30L99 29V27H98V24L96 23V24H94ZM175 26V27H174ZM121 28H122V26H120ZM142 28V27H145L146 28V30H144V29H142V31L144 30V31H146V34H148L147 36H146V34L144 33H142L141 32V30H139V28ZM167 27V28H166ZM95 30H94V29ZM125 28L126 27H124L123 26V33H126L127 34V36L128 37H126L125 35L126 34H124V35H122V37H123V43H126L125 42V40L127 39V41H130L131 40V37H130V34H129V31H125ZM140 28V29H141ZM148 28H150L149 30L151 31V33H150V31L148 30ZM176 28H177V30H176ZM98 29V30H97ZM153 29V30H152ZM110 30H112V34L110 33L109 34V32H110ZM122 30V29H121ZM126 30H127V28H126ZM148 30V31H147ZM159 32H158V31ZM91 31V32H90ZM138 31H140V33L138 32ZM173 32V34H172V32ZM176 33H175V32ZM95 32H98L97 33V35L99 36V34H101V35H103V36H99V38L101 39H99L98 38V36L95 34ZM115 32V33H114ZM94 33V35H92ZM105 33V34H104ZM106 33H108L107 35H106ZM141 33L143 34V36L141 35ZM160 33H161V35H160ZM90 35H91V37H93L94 36V38H92V40L90 39L91 37H90ZM111 35V36H110ZM112 35H114V36H112ZM170 35V36H171ZM105 36V37H104ZM138 36V37H139ZM90 37V38H89ZM112 37V38H111ZM114 37H118V40H116L117 38H114ZM147 37V38H146ZM151 37H153V36H151ZM120 38V39H119ZM143 38H140V40L142 39V41H143ZM157 38H158V36H157ZM162 38V37H161ZM93 39H97L96 40V42L97 43H95L94 41L95 40H93ZM105 39V40H104ZM107 39L109 40V42H107ZM112 39V40H111ZM115 39V41H117V43H118V45H116L115 44V41H113ZM128 39H130V40H128ZM160 39V38H159ZM159 39H156V40H159ZM172 39V38H171ZM171 39H170V42H168V44L166 43V44H164V47H162L163 45H161V47L160 46H156V48H158L159 47V49L157 50L158 51V53L159 54H161L164 58H167V56H168V58L169 57H171L172 55L171 54H174V50H175V53H177V51H178V43H176V40H175V38L173 37V39H172V41H171ZM70 40H72V41H70ZM102 40H103V42H104V44L106 45H103V42H102ZM156 40L154 41V42H156ZM74 41V42H73ZM92 41V43H90ZM102 42V44L100 45V43H98V42ZM83 44H81V43ZM85 42H87L86 44H85ZM107 42V43H106ZM154 42H152V44L150 45V46H155L156 45V43H154ZM158 42V41H157ZM172 42V43H171ZM72 43V44H71ZM93 43H94V45H96V46H94L93 45ZM113 45H116V46H113ZM88 44H89V46H88ZM158 44V43H157ZM173 44V45H172ZM175 44H177V46L175 45ZM66 45V43L64 44V46ZM87 45V46H86ZM93 45V46H92ZM103 45V47L105 48V51L107 52L108 51V53H110V55H109V57L110 58H108V56H106L107 54L105 53V51L102 49V46ZM128 44L126 43V46H127ZM171 45L173 46V48H171ZM205 45V46H204ZM63 46V47H64ZM212 47V48H211ZM120 48H121V52H120ZM124 48H125V44H124ZM127 48V47H126ZM167 48V49H166ZM177 48V49H176ZM207 48V49H206ZM211 50H210V49ZM86 49V50H85ZM96 49H98V51L96 50ZM118 51H117V50ZM150 49V48H149ZM165 49V50H164ZM85 50V51H84ZM163 50L164 51H166V52H163ZM80 51V52H81ZM88 51L89 52H91L92 54H88ZM100 51H102L101 53H97V52H100ZM157 51L155 52V53H157ZM207 51H210V52H207ZM105 54H104V53ZM116 52V53H115ZM150 52V53H149ZM60 51H59V55H60ZM103 53V54H102ZM112 53V54H111ZM166 53V54H165ZM210 53V54H209ZM81 54V53H80ZM98 54H99V56H98ZM100 54H101V56L102 57H100ZM144 54V55H143ZM148 54H150V56L148 55ZM164 54L165 55H167L166 57L164 56ZM208 54V55H207ZM85 55H87V56H85ZM140 55V56H139ZM153 55V56H152ZM57 57H54L52 60H49L50 62L52 61V62H54L55 63V61L57 60L58 61V63L57 64H60L59 66H63V63H61V61H59V56L58 55H56ZM97 56H98V58H97ZM105 56V59L106 60H104V57ZM144 56V57H143ZM114 57H116V58H114ZM125 57V56H124ZM134 57H136V58H134ZM210 57V58H209ZM113 58V60L111 61L110 59H112ZM126 58V57H125ZM143 58V62H140L141 61V59ZM145 58V59H144ZM163 58V60H167V59H164ZM99 59V60H98ZM102 59L105 61V63L102 61ZM107 59H109V60H107ZM117 59V60H116ZM137 61V64L135 63L136 61ZM140 59V60H139ZM146 60L148 61V63L149 62H152V63H146ZM80 61V62H81ZM100 61V62H99ZM106 61H107V64L108 65H111V66H108L107 64H106ZM108 61H110L109 63H108ZM113 61H114V63H113ZM167 61H169V60H167ZM223 61V63H221ZM18 62H19V64L21 63L20 62V59L18 60ZM51 62V63H52ZM60 62V63H59ZM83 62V61H82ZM81 62V63H82ZM104 63V64H101V65H99L100 63ZM135 63L136 65H137V67L135 66V64H132V63ZM53 63V64H54ZM84 63H87V62H84ZM117 63H118V65H117ZM141 63V64H140ZM145 64L146 66H150L149 68H151V65H152V68L150 69V71H147V73H146V71H143V69H147V67L145 66V65H143V64ZM57 64H54V66H57ZM130 64H131V66H130ZM65 65V64H64ZM103 65H105V68H110L111 70H112V72H111V74L110 73H108V74H106L104 71L103 72H101L102 71V69L104 68V66ZM133 65L136 67V69L138 70H136L134 67H133ZM141 67H140V66ZM220 65V66H219ZM223 65V66H222ZM98 66V70H97V72H96V67ZM103 66V67H102ZM139 66V67H138ZM184 66V67H183ZM63 67H65V69H66V66H63ZM63 67H60V68H62L63 69ZM83 67H86V68H84L83 69ZM93 67V68H92ZM133 67V68H132ZM146 67V68H145ZM164 69H162V68ZM216 67V68H215ZM104 68V69H105ZM143 68V69H142ZM220 68V69H219ZM92 69H94V70H92ZM103 69V70H104ZM115 69V70H114ZM127 69V70H126ZM133 69H134V71H133ZM153 69V70H152ZM157 69H158V71H157ZM162 69V70H161ZM184 69V70H183ZM192 69V70H191ZM197 69H199V74L198 75H196V76H194V77H192L191 76V74H192V72H194L195 70H197ZM226 69H228V68H226ZM64 70V69H63ZM84 70V71H83ZM93 71V72H91V71ZM101 70V71H100ZM128 70H129V73H128ZM167 72H166V71ZM65 71V70H64ZM87 71H88V73H87ZM89 71L91 72V74L89 73ZM94 71L96 72V73H94ZM119 71V72H118ZM123 71V72H122ZM157 71V72H156ZM163 71H165L164 72V76H163ZM171 71V72H170ZM184 71V72H183ZM136 72V74L137 73H140V75L138 74V76L135 74L134 75V73ZM144 72V73H143ZM151 73L150 75H152L153 74V76L155 77V78H153V76H151L150 77V75H147V74H149V73ZM156 72V73H155ZM178 72H180L179 74H177ZM86 73V74H85ZM96 75H94V74ZM101 73V74H100ZM102 73H103V75H102ZM104 73H105V75H104ZM121 73V74H120ZM157 73L159 74L158 75V77H164L165 79H163V77H162V79L164 80V84H163V82L161 81L162 79H159L158 80V77H157ZM171 74L174 78H172V76L170 77H168V75L167 74ZM183 73H185V74H183ZM187 73V74H186ZM123 74V75H122ZM145 74V75H144ZM162 74V75H161ZM183 74V75H182ZM86 75V76H85ZM112 75V76H111ZM118 75H120V76H118ZM136 77H134V76ZM187 75V76H186ZM110 76V77H109ZM123 76H124V78H125V81H124V78H123ZM183 77V79H182V77ZM189 76V77H188ZM211 76V77H210ZM213 76L215 77V78H213ZM221 76V77H220ZM97 77H99L98 79H97ZM103 77V78H102ZM108 77V78H107ZM114 77V78H113ZM123 79V80H121V78ZM127 77V78H126ZM129 77H131L130 79H131V81L129 80ZM140 77H143V78H140ZM147 79H146V78ZM177 77V78H176ZM197 77H198V79H197ZM61 78V79H62ZM74 78V79H73ZM76 78V79H75ZM84 78H88V81H86ZM92 78V79H91ZM138 78V79H137ZM146 80H145V79ZM170 78H171V80H170ZM104 79V80H103ZM114 81V79H115V81H114V84H112L113 83V81ZM133 79V80H132ZM139 81H137V80ZM154 80V79H156L157 81H154V83L153 84H157V86L155 85V86H153L152 87V85L150 84L149 86L151 87H148V83L146 82L147 80ZM174 79L176 80L175 82H173L174 81ZM76 80H78V82L76 81ZM97 80V81H96ZM106 80V81H105ZM111 82H110V81ZM126 80H127V82H126ZM128 80H129V82H128ZM145 80V81H144ZM151 80V81H152ZM173 80V81H172ZM187 80H188V82H187ZM223 80V81H222ZM109 81V82H108ZM144 81V82H143ZM189 81H191V82H189ZM200 81L202 82V83H200ZM83 82V83H82ZM88 82V83H87ZM90 82V83H89ZM123 82V83H122ZM124 82L125 83H132L131 85H129V87H123V85H124ZM136 84H135V83ZM138 82V83H137ZM167 82H171L170 84L168 83L167 84ZM183 82V83H182ZM87 83V84H86ZM103 83V84H102ZM143 83H145V84H143ZM159 83H160V86H159ZM177 83V84H176ZM179 83H180V85H179ZM194 83V84H193ZM81 84V85H80ZM97 84V85H96ZM117 84V85H116ZM147 84V85H146ZM114 85V86H113ZM146 85V87L144 88V86ZM162 85V86H161ZM168 85H170L171 86V88L174 86V90H172V89H170V86H168ZM196 85V86H195ZM208 85V87L209 88H211V89H208L207 91H205L204 90V86H207ZM82 86V87H81ZM87 86V87H86ZM88 86H89V88H91V89H94V90H89V88H88ZM98 86H100L99 88H97ZM104 86V87H103ZM112 86V87H111ZM179 86V87H178ZM119 89H118V88ZM132 87V88H131ZM135 89H134V88ZM147 87H148V89H147ZM160 87V88H159ZM167 87V88H166ZM175 87H177V88H175ZM113 88H115V89H113ZM142 88H143V90H142ZM195 88L197 89V91L195 90ZM79 89V90H78ZM84 89H86V90H84ZM105 89V90H104ZM118 89V90H117ZM131 89V90H130ZM134 89V90H133ZM151 89L152 90H155V89H157L156 90V92H155V94H153L154 92L153 91H151ZM160 89V90H159ZM162 89V90H161ZM100 90V91H99ZM101 90H103L102 92H107V91H111V99H112V103L114 102L115 103V105H114V103H113V105L112 106H110V102H111V99H110V102L109 101H105V102H103L101 99H100V95L102 94V92H101ZM121 90V91H120ZM127 90V91H126ZM149 91V93L147 92L146 93V91ZM169 90H170V92H169ZM180 90V91H179ZM91 91V92H90ZM130 91H133V94L132 95H130L131 93H130ZM135 91V92H134ZM137 91H138V94H137ZM195 91V92H194ZM76 92V93H75ZM127 92H129L130 94H128ZM89 93H91V95H92V93H96V98H95V96H94V98L100 103V104H98V102L97 101H95L96 102V104H98L99 105V107H101V106H103L104 107V109H102V108H99L98 110V113L100 114V115H98V113L96 112H94V111H90V106L89 105H91V106H93V108H91L92 110L93 109H95V104H94V102H92V103H90L91 101H92V99H91V97H93V95L91 96ZM98 93V94H97ZM119 93V94H118ZM127 93V94H126ZM198 93V94H197ZM113 94V95H112ZM151 94V95H150ZM168 94V95H169ZM197 94V95H196ZM85 95H87V96H85ZM99 95V96H98ZM203 95V96H202ZM214 95V96H213ZM114 96H116L115 98H114ZM129 96V97H128ZM132 96L135 98H132ZM219 96V97H218ZM78 98H81L80 100L78 99ZM88 98V99H87ZM89 98L91 99L90 101H89ZM133 100H132V99ZM205 98V99H204ZM116 99V100H115ZM130 99V100H129ZM61 100V101H60ZM73 100H74V102H73ZM84 101V105L82 104V103H80L81 101ZM86 100V101H85ZM94 100V99H93ZM99 100H101V102L99 101ZM124 100V101H123ZM55 101V102H54ZM82 101V102H83ZM107 102H109L110 104L109 105H107L106 107H108V106H110V107H108V108H111V109H109L110 110V112H111V114H110V112H109V110H108V108H106L107 109V111H105V103L107 104ZM125 102V103H124ZM57 103V104H56ZM77 103V104H76ZM87 103L89 104V105H87ZM104 103V105H102ZM129 103H130V105H129ZM145 103H146V105H145ZM72 104V105H71ZM79 105H81V106H79ZM83 105V106H82ZM98 105H97V107H96V109L98 108ZM101 105V106H100ZM117 105V106H116ZM129 105V106H128ZM65 108H64V107ZM84 106H86L87 108H89V112L88 111H86V112H88V113H86V112H83V110L85 111V110H87L86 109V107H84ZM89 106V107H88ZM202 106V105H201ZM73 107V108H72ZM80 107H81V110H80ZM118 107V108H117ZM144 107V108H145ZM173 107V106H172ZM210 107H211V111L213 112V116L215 117L216 116V111H217V108H216V106H213L212 104H210ZM117 110H116V109ZM141 108V107H140ZM150 108V107H149ZM56 109V108H55ZM64 109V110H63ZM74 109H77L76 111L74 110ZM95 109V111H97ZM104 110V112H102L101 113V111L102 110ZM126 110V113H125V115H127V116H125L123 119H120V117H118V110ZM141 109H143V108H141ZM176 109H177V107H176ZM174 110V108H173V112H175V113H177L178 111V109L177 110ZM69 111H73L72 113L70 112L69 113ZM127 111H128V113H127ZM76 112V114H77V112H78V114H77V116L76 115H74V113ZM81 112V113H80ZM94 113V115L92 114V113ZM105 112H106V114H105ZM114 112V113H113ZM154 112H156L155 110H154ZM65 113V114H64ZM79 113H80V115H81V118H83L82 119V121H77V120H81V118H80V115H79ZM90 113V114H89ZM107 113L109 114V115H107ZM73 115L72 117L71 116H68V115ZM86 114H88V115H86ZM91 114H92V116H91ZM113 114V115H112ZM64 116L63 118H65L64 120L65 121H63V119L61 118L62 116ZM79 115V116H78ZM61 116V117H60ZM98 116H100V119L98 120ZM106 116H108V117H106ZM113 116V117H112ZM115 116V117H114ZM66 117H69V118H67V119H69L68 121H67V119H66ZM87 117H88V121H86L87 120ZM101 117L103 118L102 120H101ZM61 118V119H60ZM71 118H72V120H71ZM79 118V119H78ZM104 118L106 119V120H109V121H111L110 122V124H107V122L109 123V121H106L105 122V120H104ZM48 119V118H47ZM59 119V120H58ZM94 120V121H92V120ZM89 120L91 121V122H94V123H92L93 125H91V122H89ZM37 121V122H36ZM71 121H73V122H71ZM76 121V122H75ZM101 121H104V122H101ZM113 121H116V122H113ZM40 122V123H39ZM64 122H66V123H64ZM144 122H146V121H144ZM176 122V123H175ZM34 123V124H33ZM71 123V124H70ZM100 123V125H98ZM18 124H20L19 122H18ZM32 124L34 125V126H32ZM42 126H44V127H42ZM48 124V125H47ZM115 124V125H114ZM182 124V125H181ZM67 125V126H66ZM68 125H70L71 127H69ZM113 125V126H112ZM161 126L162 128L164 127V126ZM177 125V126H176ZM48 126V127H47ZM62 126V127H61ZM14 127H15V130H14ZM40 127V129H38V128ZM61 127V128H60ZM75 127V128H74ZM173 127H175V130H174V128ZM177 127V128H176ZM16 128H18L17 130H16ZM34 128H35V130H34ZM43 128H44V130H43ZM46 128V129H45ZM50 128V132H49V129ZM62 128H66L64 131L63 130H61ZM73 128V129H72ZM164 129V128H163ZM41 130H42V132H41ZM48 132H47V131ZM53 130V131H52ZM74 130V131H73ZM33 131V132H32ZM35 131V132H34ZM41 132V134H39L40 132ZM57 131H59V133H58V135H57ZM62 131V132H61ZM67 131H68V134H67ZM72 131V132H71ZM36 132H38V134L36 135ZM47 133L45 136L46 137H49V136H53V138L51 137H49V142H50V140L51 141H53V143H50V145H48L49 144V142H48V138L46 139V137L45 136H43L44 137V139H43V137H42V135L44 134V133ZM60 132H61V137H60ZM81 132V133H80ZM220 132L221 131H219L218 130V128L216 129V126H215V124H214V122H212V123H210V124H208L207 126H206V128H204L203 127V129H201V135H200V137L201 138H203V135L204 134H206L207 135V138L208 137H212L213 135H216V137L218 136V138L220 137L221 138V135H219L220 134ZM18 133V134H17ZM29 133H31V134H29ZM50 133V134H49ZM170 133V134H169ZM180 133V134H179ZM218 133V134H217ZM27 134V135H26ZM28 134H29V136H28ZM49 134V135H48ZM67 134V135H66ZM81 134V135H80ZM168 134V135H167ZM190 134H191V136H190ZM25 135V136H24ZM32 135L34 136H36L37 138V143H33L34 142V138L35 137H32ZM206 135H204V136H206ZM31 136V137H30ZM40 136V137H39ZM72 138H71V137ZM172 136V137H171ZM173 136H175V137H173ZM25 137V138H24ZM39 137V138H38ZM42 137V140L44 141L45 139V141L43 142V143H46V141L48 142L47 143V145L46 144H41L42 143V140H40V138ZM59 137V138H58ZM63 137V138H62ZM68 137V138H67ZM167 137H169V139L167 138ZM182 137V138H181ZM196 137V136H195ZM28 138V139H27ZM58 138V139H57ZM70 138V139H69ZM76 138V139H75ZM29 139H30V141H29ZM39 139V140H38ZM56 139V140H55ZM65 139H67V140H65ZM169 140V141H166V140ZM171 139H173L172 141H171ZM182 139V140H181ZM61 140V141H60ZM65 140V141H64ZM183 140H185V141H183ZM193 140V141H192ZM31 141H33L32 143H30ZM41 141V143H39ZM62 141H64V142H62ZM66 141H67V143H66ZM100 141V142H99ZM35 142H36V140H35ZM56 142V143H55ZM102 142V143H103ZM167 142V143H166ZM177 142V143H176ZM180 142V143H179ZM28 143H30V144H33V145H30V144H28ZM55 143V144H54ZM59 143H61V144H59ZM63 143V144H62ZM30 146H28V145ZM37 144V146H35ZM38 144H39V146H38ZM51 144H54L53 145V147L51 146ZM169 144V145H168ZM26 145L28 146L27 148H26ZM170 145H171V147H170ZM42 146H43V148H42ZM48 146H51V148L49 147L48 148ZM54 146H57V148L56 147H54ZM208 147L207 148H204V151H205V149L207 150V151H209L210 152V150L211 149H209V145H207ZM33 147H35V148H33ZM47 147V149H44V148H46ZM145 147V148H144ZM181 148V152L178 150L179 148ZM54 148V149H53ZM73 148V149H72ZM53 149V150H52ZM144 149V150H143ZM173 149V150H172ZM40 150V151H39ZM44 150H45V152H44ZM48 150V151H47ZM50 150V151H49ZM142 150V151H141ZM36 151H37V153H36ZM40 153H39V152ZM212 151V150H211ZM41 152H43V153H41ZM50 153L49 155H50V159H48V157H47V155H48V153ZM144 152V153H143ZM180 152V153H179ZM39 153V154H38ZM34 154V155H33ZM44 154H46V155H44ZM61 155V156H60ZM199 155V156H198ZM47 158H46V157ZM64 156V157H63ZM183 156V157H182ZM61 157V158H60ZM74 158V159H73ZM185 158V159H184ZM63 159V160H62ZM81 159V160H80ZM49 160V161H48ZM134 161V162H133ZM136 161V162H135ZM45 162V163H44ZM80 162V163H79ZM186 162V163H185ZM33 163V164H32ZM182 163V164H181ZM91 164V165H90ZM134 165L133 167L131 166V165ZM149 164H151V165H149ZM180 164V165H179ZM58 168H57V167ZM80 166V167H79ZM128 166V167H127ZM93 168V169H92ZM180 169V170H181ZM73 170V171H72ZM135 170V171H134ZM90 171H91V173H90ZM35 172V173H34ZM77 172V173H76ZM91 174V176H93V174L95 175V176H93V179H92V177L90 176L89 177V173ZM55 174H56V176H55ZM85 174V175H84ZM122 174H124L123 175V178H122ZM204 174V171H196V173L194 174V175H196V177L198 178L199 176L201 177L202 175ZM231 178L230 179H228V180H225L224 181V179H219V183L215 186V189H213V190H210V191H214V193H216V194H218V195H220L219 196V198L218 199H214V198H212L211 197V195H209V194H206V193H203V192H200V191H198V190H195V189H192L191 191H192V194H191V197L189 198V199H186V200H183L184 202L182 203V205H180V206H178V207H176V208H174V209H172L170 212H168V220H167V222L166 223H163V222H161V223H158V224H154V225H156L155 227H156V229H155V227H154V225H153V227H152V225H151V230H150V228L149 229H147V230H149V231H146V233H144V231H142V233H139V232H141V231H139V232H137L136 233V246H131L130 245V247H129V244H125V246H124V248H123V246H122V249L123 250H121L120 251V249H117L118 251H116V252H112V254H111V252H110V257L108 258L109 260H107V263H103V264H177L178 262V264H189V262H190V258L189 257H191L192 255H193V252L196 250V248L197 247H203V246H207V245H210V243H211V236H213L214 234H217L220 230H221V228L223 227V225L225 224L227 227H235L236 225H238L242 220H244V219H247L250 215H247V210H246V208L245 207H241V204H243V199H244V192H245V190L247 189V185H248V183H247V179L245 178V181L244 180H242V181H239L237 178H236V174H235V172H231ZM32 177V178H31ZM35 177V178H34ZM50 177V178H49ZM96 177V178H95ZM89 178V179H88ZM233 178V181L231 182V183H229L230 182V180ZM235 178V179H234ZM244 178V177H243ZM58 179V180H57ZM92 179V180H91ZM96 179H97V181H96ZM139 179V180H138ZM158 179V180H157ZM55 180V181H54ZM88 180V181H87ZM98 180H100V181H98ZM51 181V182H50ZM75 181H77V182H75ZM92 183H91V182ZM222 181H224L225 183H223L222 184ZM28 182V183H27ZM53 182V183H52ZM226 182H228V184L226 183ZM242 182H244V184L242 185L241 183ZM27 183V184H26ZM88 183V184H87ZM46 184V185H45ZM54 186H53V185ZM91 184H92V186H93V184H94V186L92 187V189H91ZM107 186H106V185ZM82 185V186H81ZM147 185V186H146ZM28 186V187H27ZM38 186V187H37ZM74 186H76V187H74ZM77 186H78V188H77ZM144 186V187H143ZM51 187H53V188H51ZM96 187V188H95ZM157 187V188H156ZM218 187V188H217ZM54 188V190H61V189H59V188H56L55 189ZM76 188V189H75ZM93 188H94V190H93ZM99 188H101V191H102V193L103 194H98L99 193V191H100V189ZM29 189V190H28ZM64 189V188H63ZM78 189V190H77ZM97 189H99V190H97ZM104 189V190H103ZM153 189V190H152ZM84 190L82 191V192H84ZM98 192H97V191ZM117 190H118V192H119V190H120V192L118 193L117 192ZM139 190V191H138ZM156 190V191H155ZM241 190V191H240ZM81 192V193H82ZM222 195H221V194ZM242 193V194H241ZM89 194V195H90ZM95 194V195H94ZM96 194H98V195H96ZM206 194V195H205ZM100 195V196H99ZM109 195V196H108ZM243 195V196H242ZM102 196V197H101ZM223 196V197H222ZM107 197V198H106ZM136 197V198H135ZM136 199V200H135ZM191 199V200H190ZM207 199V200H206ZM193 200V201H192ZM206 200V201H205ZM91 202H92V200H90ZM135 201H136V204L137 205H134V203H135ZM229 201V202H228ZM254 201V198L253 197H251V202H253ZM228 202V203H227ZM240 202V203H239ZM107 203H110L109 205L113 208V209H115L114 210V212H113V209L108 205V207L111 209H107V206L105 207V205H107ZM112 204H113V206H112ZM225 204V205H224ZM144 205V206H143ZM243 206V205H242ZM136 208L137 209V212H136V209H134V208ZM139 207V208H138ZM213 207V208H212ZM215 207V208H214ZM241 207V208H240ZM106 208V209H105ZM224 208H226V210H224ZM230 209V210H229ZM240 209V210H239ZM48 210L49 211H51L52 213H53V215H54V217H56V218H58L56 215L58 214L56 211H57V208L55 207V208H53L51 205H48ZM122 210V211H121ZM133 210V211H132ZM119 211V212H118ZM130 211H132V215H131V212ZM142 211V212H141ZM230 211V212H229ZM85 212V213H84ZM106 212V213H105ZM111 212H113V213H111ZM133 212H135V213H137V214H135V213H133ZM118 213V214H117ZM172 213V214H171ZM126 214V215H125ZM141 215L142 217H140V219L137 217L138 215ZM59 215V214H58ZM226 215V216H225ZM61 216V215H60ZM91 216V217H90ZM106 216V217H107ZM129 216H131V218L129 219ZM134 216H136V217H134ZM179 216V217H178ZM95 219H93V218ZM112 217L114 218V219H112ZM119 219H118V218ZM133 217V218H132ZM117 218V219H116ZM139 220H138V219ZM71 219V220H70ZM110 219H111V222L112 221H114V222H112V224L110 223ZM143 219H144V217H143ZM57 220V219H56ZM109 220V221H108ZM125 220V221H124ZM223 220H224V222H223ZM99 221V223H97ZM128 221V222H127ZM66 222V221H65ZM108 222V223H107ZM169 222V223H168ZM103 223L104 224H106L105 226L103 225ZM111 225H110V224ZM114 223V224H113ZM125 223V224H124ZM163 223V224H162ZM262 224L259 226L260 228H258V234L260 235V237H263V239H264V235L262 234L263 232H264V221H262L261 222ZM101 224H102V226H101ZM109 224V225H108ZM121 224V225H120ZM124 224V225H123ZM129 224V225H128ZM128 225V226H127ZM158 225V226H157ZM161 225V226H160ZM163 225V226H162ZM168 225V226H167ZM263 225V226H262ZM95 226V227H94ZM109 226V227H108ZM160 226V227H159ZM158 227V228H157ZM123 228V227H122ZM127 229V230H126ZM154 229V230H153ZM105 230V231H104ZM191 231H192V233H191ZM195 231V232H194ZM190 232V233H189ZM262 232V233H261ZM82 233V234H81ZM151 233V234H150ZM111 234H113L112 236H111ZM137 234H139V235H137ZM144 234V236H141V235H143ZM183 234V235H182ZM112 237V238H111ZM143 237V238H142ZM186 237V238H185ZM72 240H71V239ZM111 238V239H110ZM140 239H142L141 240V242L139 241ZM70 240V241H69ZM183 241V242H182ZM92 242V243H91ZM140 243V244H139ZM200 243H202V244H200ZM83 244V245H82ZM196 244V245H195ZM74 245V246H73ZM128 245V246H127ZM89 246V247H88ZM141 247L142 248V250L144 251V255L143 256H141V257H139V258H137V256L136 255H134V254H136V250H138L137 249V247ZM84 247V248H83ZM110 247H111V245H110ZM109 247V248H110ZM131 247H132V249H131ZM136 247V248H135ZM146 247V248H145ZM121 248V247H120ZM141 248H140V250H141ZM176 248V249H175ZM69 249H72L76 254H78V255H81V256H84L86 259H88V260H90V259H92V261L90 260V262H88L87 261V263H85L86 262V260H84V259H81V258H76V259H69L67 256H66V254H67V251L69 250ZM75 249H77V250H75ZM127 249V250H126ZM109 250V249H108ZM135 251V253H134V251ZM187 251H188V253H187ZM168 252V253H167ZM115 253V257H114V254ZM116 253H117V255H116ZM166 253V254H165ZM182 253H183V255H182ZM187 253V254H186ZM119 254V255H118ZM192 254V255H191ZM94 255V256H93ZM136 256V257H135ZM179 256V257H178ZM66 257V258H65ZM123 257V258H122ZM187 257V259H185ZM114 258V259H113ZM119 258H121V259H119ZM183 260H181V259ZM68 259V260H67ZM81 259V260H80ZM97 260V261H94V260ZM143 259V260H142ZM157 259V260H156ZM153 260V261H152ZM179 260V261H178ZM82 261V262H81ZM94 261V262H93ZM132 261V262H131ZM173 262H175V263H173ZM182 262V263H181ZM184 262H186V263H184Z\"/></svg>",
    "mask_w": 264,
    "mask_h": 264
}]
</instances>
